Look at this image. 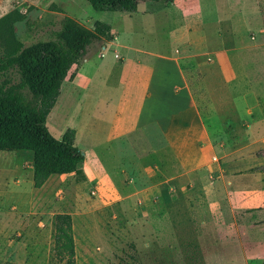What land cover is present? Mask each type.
<instances>
[{
  "label": "rangeland",
  "instance_id": "1",
  "mask_svg": "<svg viewBox=\"0 0 264 264\" xmlns=\"http://www.w3.org/2000/svg\"><path fill=\"white\" fill-rule=\"evenodd\" d=\"M195 5L200 16L192 19L194 29L189 34L181 32L184 28L176 10L165 1H142L137 15L131 17L127 11L96 10L88 0H0V62L19 44L28 46L54 38L66 15L89 28L97 20L110 23L123 33L121 38L130 36L136 47L165 48L170 55L185 53V42L190 38L206 51L240 46L251 42V36L255 35L256 41L264 39L261 17L255 9L261 11L264 19V0H196ZM109 40H101L98 51L102 52ZM225 54L228 55L220 52L215 56ZM132 56L134 67L135 61L147 63L150 58L138 52ZM95 57L100 61L98 55ZM203 59L201 62L198 56L191 57L183 67L197 103L205 111L216 102L215 92L223 94L228 84L221 78V84L214 85L209 79L214 71L208 63L211 59L208 56ZM78 66H73L70 72ZM216 67L220 73L219 66ZM105 76L106 72L100 70L92 96L74 98L70 113L55 119L52 110L47 123L56 137L61 138L68 128L80 127L88 117L89 123L99 119L100 114L94 110L98 99L95 91L100 90V81ZM94 77V70L87 67L82 85ZM20 84L16 69L0 71V85L21 90L30 99V92ZM126 99L123 93L107 108L101 100L99 110L105 109L103 115L110 116L111 121L120 118L129 126L134 109L124 104ZM202 116L205 121L198 123L199 130L195 132L198 142L194 144L182 142L176 132L167 130L161 122L148 123L130 137L115 140V149L129 169L116 172L112 168L114 163L108 160L109 176L105 173L84 181H79L75 173L52 175L36 189L34 168L31 169L33 151L0 152V264H66L54 257L53 236L54 216L64 212L73 217L76 264H246L235 248L227 259L217 255V243L201 227L196 213L195 206L200 202L196 188L191 181L184 182V164L191 162H184L183 155L200 154L205 146L203 137L213 132L208 156L217 163L215 157L220 158L224 149L219 148L223 146L221 139L226 133L233 134L209 123L207 113ZM228 142L225 147H234L229 139ZM76 143L90 163L96 154L94 146L83 134ZM96 171L104 173L101 169ZM245 247L249 252L251 246Z\"/></svg>",
  "mask_w": 264,
  "mask_h": 264
},
{
  "label": "crops",
  "instance_id": "2",
  "mask_svg": "<svg viewBox=\"0 0 264 264\" xmlns=\"http://www.w3.org/2000/svg\"><path fill=\"white\" fill-rule=\"evenodd\" d=\"M195 2L196 0H174L167 3L168 7L170 5L176 10L177 19L183 24L181 32L192 34V19L200 16ZM255 9L261 17V31L264 33L263 15L258 8ZM128 13L132 17L138 12ZM120 33L112 26L113 36L104 44L102 52L98 51L99 42L90 46L78 69L69 72L52 109L55 119L70 113V104L74 98L80 100L82 95L92 96L97 74L100 70L106 72L105 78L100 81V90L95 91L98 99L94 110L100 114L99 119H93L89 123L90 117L87 116L80 127L74 128L76 141L83 134L96 149L90 163H87L85 156L83 169L86 176L95 177L107 173L108 160L114 163L112 168L116 172L129 169L123 164L124 158L115 149L114 141L130 137L151 122H161L164 128L176 132L182 142H198L195 132L199 130L196 129L199 124L205 121L202 116L205 112L209 123H214V127L233 131V136L226 133L224 140L221 139L223 146L217 145L220 149L224 148L223 155L215 157L217 163L208 156L213 144V132H208L203 137L205 146L200 149V154L194 152L192 156L186 154L187 157L183 155L181 158L184 162H191L184 164V182L191 181L200 197L195 209L201 227L216 241L218 256L227 259L232 248H235L246 264L264 262V39L256 41L255 35L251 36V42L240 46L206 51L201 49L202 46L195 45V39L190 38L185 42V53L170 55L165 48L159 50L136 47L130 36L123 39L120 36L123 33ZM134 52L150 58L146 59L147 63L135 61L134 67ZM176 52L180 51L176 49ZM220 52H227L228 55L215 56ZM96 55L101 58L100 61ZM196 56L201 62L206 56L211 59L208 63L213 66L214 71L209 79L214 85L221 84V78L228 84L223 94L215 92L213 96L216 102L210 104L205 111L199 107L183 67L186 59ZM217 65L220 73L216 71ZM74 66L77 67V64ZM87 67L94 70L95 77L82 85ZM123 93L127 98L124 104L131 105L134 109L133 122L129 126H125L120 118L111 121L110 116L103 115L105 109L99 110L101 100L107 108L109 103L120 99ZM191 136L193 140L189 141ZM228 139L234 147L224 146L229 143ZM206 144L210 146L207 147ZM121 165L123 167L119 168ZM32 166L31 169L34 168ZM96 169H101L104 173L98 174ZM132 173L135 174L134 170ZM247 244L251 246L249 252L245 247Z\"/></svg>",
  "mask_w": 264,
  "mask_h": 264
},
{
  "label": "trees",
  "instance_id": "3",
  "mask_svg": "<svg viewBox=\"0 0 264 264\" xmlns=\"http://www.w3.org/2000/svg\"><path fill=\"white\" fill-rule=\"evenodd\" d=\"M99 11L135 12L142 1L174 0H88ZM112 25L97 20L89 28L66 15L55 37L28 46H15L0 62V71L16 69L21 90L0 85V152L31 150L34 153V187L41 188L52 175L75 173L79 181L87 176L83 169L85 154L76 143V129L68 128L61 138L48 126V116L61 94L62 84L71 68L80 64L89 48L112 38ZM15 41V39H14ZM54 257L76 264L73 217L57 213L53 220Z\"/></svg>",
  "mask_w": 264,
  "mask_h": 264
}]
</instances>
